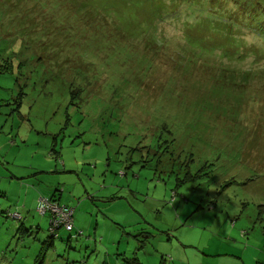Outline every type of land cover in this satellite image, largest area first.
I'll use <instances>...</instances> for the list:
<instances>
[{"label": "rangeland", "instance_id": "374dc122", "mask_svg": "<svg viewBox=\"0 0 264 264\" xmlns=\"http://www.w3.org/2000/svg\"><path fill=\"white\" fill-rule=\"evenodd\" d=\"M132 3L0 0V264H264V33Z\"/></svg>", "mask_w": 264, "mask_h": 264}, {"label": "trees", "instance_id": "16d2710c", "mask_svg": "<svg viewBox=\"0 0 264 264\" xmlns=\"http://www.w3.org/2000/svg\"><path fill=\"white\" fill-rule=\"evenodd\" d=\"M153 1L155 2L158 0H132V1L130 0L131 3L133 2L132 4H136V5H143L146 2L151 3ZM185 2H188L190 4H195V5L197 4L203 5V3H206L207 10L213 15L215 21L218 22V24L222 23L226 30L228 29L227 27L229 26L230 27L229 32L232 31L231 27L233 24L237 26H242L240 22H247L249 27L256 28L259 36H261L264 33V0H172V4H176V8L173 11H176L179 5ZM165 8L166 7L161 6L159 8L161 12L156 11L154 15L155 16L159 15V18H163L164 14L166 13L163 11H166L167 9ZM241 9H243L244 12ZM243 16H245V21L242 20ZM41 198L47 199L49 201H53V200L57 201L59 199V197L58 198L56 197V194H53L52 198H45V197H41ZM38 201H39L38 211L40 212V214L41 215L49 214L51 216L50 227H49L51 231V237H50L51 240L49 241V243L50 245L51 244L53 245L54 239L57 236V230L62 226L66 228V226L61 223L58 225H55L53 221V218H54L53 213L51 212V210L48 209L44 212H41L40 208L42 206V203L40 200ZM61 205L66 206V207H71L69 204H61ZM10 215L11 217H13V219H18V220L22 219V215L20 212L15 211L14 213ZM20 227L26 228L24 222L21 224ZM66 230H69L71 232L74 231V221H73L72 228L71 229L66 228ZM78 235L79 234L77 233L76 237Z\"/></svg>", "mask_w": 264, "mask_h": 264}, {"label": "built area", "instance_id": "2783aa9c", "mask_svg": "<svg viewBox=\"0 0 264 264\" xmlns=\"http://www.w3.org/2000/svg\"><path fill=\"white\" fill-rule=\"evenodd\" d=\"M46 200V209H45V204H42V206H41V208H40V210H41V212H44V211H46V210H48L49 209V205H47L48 203H51L49 200H47V199H45ZM50 210V209H49ZM52 212V211H51ZM54 212V211H53ZM52 212V213H53ZM54 214V213H53ZM54 217V216H53ZM53 221H54V224L55 225H58V224H60V222H59V219L57 220V218H53ZM62 224V223H61ZM64 225V224H63ZM72 225H73V221H71V224L69 225V226H66V228L67 229H71L72 228Z\"/></svg>", "mask_w": 264, "mask_h": 264}, {"label": "crops", "instance_id": "0c3cea01", "mask_svg": "<svg viewBox=\"0 0 264 264\" xmlns=\"http://www.w3.org/2000/svg\"><path fill=\"white\" fill-rule=\"evenodd\" d=\"M26 195H32V197L31 198H28V197H26ZM26 195H25L26 200L27 199H32L34 202H37L36 200H34L36 198V191L34 189H28ZM140 233L144 234V233H146V231H143L142 230V231L139 232V234Z\"/></svg>", "mask_w": 264, "mask_h": 264}]
</instances>
